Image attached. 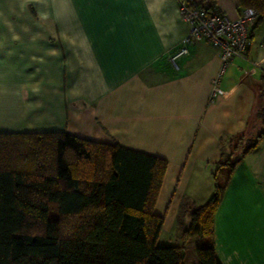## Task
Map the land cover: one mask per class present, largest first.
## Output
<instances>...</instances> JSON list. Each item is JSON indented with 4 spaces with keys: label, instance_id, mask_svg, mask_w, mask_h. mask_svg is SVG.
<instances>
[{
    "label": "crops",
    "instance_id": "0c3cea01",
    "mask_svg": "<svg viewBox=\"0 0 264 264\" xmlns=\"http://www.w3.org/2000/svg\"><path fill=\"white\" fill-rule=\"evenodd\" d=\"M198 1L229 19L243 9ZM188 31L177 0H0V132H66L164 159L153 212L181 236L188 208L212 196L220 150L245 133L264 83V19L213 105L215 48L198 41L177 69L169 62ZM212 238L221 264H264V138L232 170ZM200 244L190 237L184 256Z\"/></svg>",
    "mask_w": 264,
    "mask_h": 264
},
{
    "label": "trees",
    "instance_id": "16d2710c",
    "mask_svg": "<svg viewBox=\"0 0 264 264\" xmlns=\"http://www.w3.org/2000/svg\"><path fill=\"white\" fill-rule=\"evenodd\" d=\"M237 1L258 12L255 29L264 19V0ZM261 119L264 124V108ZM263 138L264 131L248 140L242 134L227 142L230 153L221 148L212 196L188 208L180 245L158 247L163 218L153 208L164 159L66 132L2 131L0 264H186L183 250L193 236L201 244L192 264H221L213 217L232 170ZM187 205H180L179 224Z\"/></svg>",
    "mask_w": 264,
    "mask_h": 264
},
{
    "label": "built area",
    "instance_id": "2783aa9c",
    "mask_svg": "<svg viewBox=\"0 0 264 264\" xmlns=\"http://www.w3.org/2000/svg\"><path fill=\"white\" fill-rule=\"evenodd\" d=\"M178 13L189 31L180 45L168 59L177 69L178 61L189 54L191 46L198 41H206L218 52L220 67L212 80L208 103L215 104L222 96L220 81L233 58L243 57L250 47L251 32L259 14L253 8H244L235 19H229L217 9L201 7L196 0H177Z\"/></svg>",
    "mask_w": 264,
    "mask_h": 264
},
{
    "label": "rangeland",
    "instance_id": "374dc122",
    "mask_svg": "<svg viewBox=\"0 0 264 264\" xmlns=\"http://www.w3.org/2000/svg\"><path fill=\"white\" fill-rule=\"evenodd\" d=\"M262 93V94H261ZM264 108V83L261 86V91L259 92V103L258 107L256 109V112L254 113V116L252 117V120L250 121L248 128L246 129L244 133L245 140H248L249 138H255L256 134L258 132L262 131L261 129H264V126L261 127L260 130H258V125L262 122L261 116H262V109ZM261 114V115H260ZM233 143L226 144L224 148L225 154L230 153L232 150ZM186 218H184V215L180 219V224L184 222ZM179 223V222H178ZM179 224V225H180ZM177 228V224H176ZM174 228L171 232H167L165 228H163L160 232V235L158 237L156 245L158 247H168V246H175L179 245L180 243V229ZM195 256L194 249L191 247L189 250H186L185 255V263L191 264L192 257Z\"/></svg>",
    "mask_w": 264,
    "mask_h": 264
}]
</instances>
